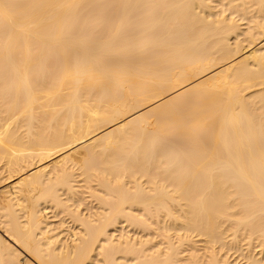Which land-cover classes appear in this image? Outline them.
Wrapping results in <instances>:
<instances>
[{"label": "bare ground", "instance_id": "6f19581e", "mask_svg": "<svg viewBox=\"0 0 264 264\" xmlns=\"http://www.w3.org/2000/svg\"><path fill=\"white\" fill-rule=\"evenodd\" d=\"M0 264H264V0H0Z\"/></svg>", "mask_w": 264, "mask_h": 264}]
</instances>
